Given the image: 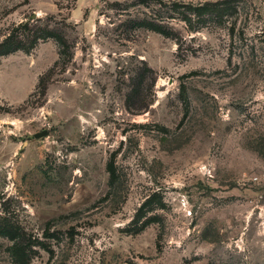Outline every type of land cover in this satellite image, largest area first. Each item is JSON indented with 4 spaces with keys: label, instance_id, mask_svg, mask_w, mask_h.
I'll use <instances>...</instances> for the list:
<instances>
[{
    "label": "rangeland",
    "instance_id": "374dc122",
    "mask_svg": "<svg viewBox=\"0 0 264 264\" xmlns=\"http://www.w3.org/2000/svg\"><path fill=\"white\" fill-rule=\"evenodd\" d=\"M34 16L65 45L0 54V264H264V0H0V42Z\"/></svg>",
    "mask_w": 264,
    "mask_h": 264
},
{
    "label": "trees",
    "instance_id": "16d2710c",
    "mask_svg": "<svg viewBox=\"0 0 264 264\" xmlns=\"http://www.w3.org/2000/svg\"><path fill=\"white\" fill-rule=\"evenodd\" d=\"M221 5H222V1L202 2L196 5L191 3L185 4V3H178L175 1H171L166 5V8H167V12L172 11V12H179L181 14L184 10H192L195 12V14L201 15L203 13L216 12L222 9ZM170 14L171 13H168V16L170 17L173 16ZM50 20H52V18H50ZM141 20L142 21L133 19L131 20V24L132 25L136 23L143 24L144 26L152 28L164 35H168V36L171 35V30L167 27V24L163 23L162 21H159L154 18H152L151 20L148 19H141ZM40 21H41L40 17L34 16L29 21L19 22L13 28L12 32L9 33V35L0 42V54H5L18 48L33 47L38 39H42V38L44 39L46 37H54L57 39L61 47L64 46L65 39L63 38L62 34H60L62 30L59 28V26L57 25L54 26L51 25L50 23H45L43 26H41L38 24ZM56 22L57 21H55L54 23ZM60 52H62V49L60 50ZM146 72L153 73V69L148 65L140 67L138 70L139 77L142 79L145 76L144 74ZM46 75L47 72L42 74L41 77L39 78V86L41 87L42 92H44L46 89V82L44 81V77H46ZM150 78L151 81L148 82L146 81V86H144L146 89L149 87L150 84H153L155 81V76L154 77L152 76ZM139 89L141 90V87ZM128 95L129 96L132 95V92L131 93L129 92ZM148 103L149 102L144 100L142 102L139 101L137 105L132 106L131 103H129L127 100V105L129 106V108H135V110L147 108ZM0 232L3 233L4 231L1 230ZM17 250L18 249L16 248L13 250V256L15 257L17 262H19L18 260L20 258V254L17 252Z\"/></svg>",
    "mask_w": 264,
    "mask_h": 264
},
{
    "label": "water",
    "instance_id": "95a60500",
    "mask_svg": "<svg viewBox=\"0 0 264 264\" xmlns=\"http://www.w3.org/2000/svg\"><path fill=\"white\" fill-rule=\"evenodd\" d=\"M48 131H47V129H43L42 131H38V132H36L34 135L35 136H40V135H43V134H45V133H47Z\"/></svg>",
    "mask_w": 264,
    "mask_h": 264
}]
</instances>
